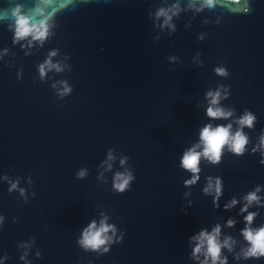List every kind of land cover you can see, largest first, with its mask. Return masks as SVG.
<instances>
[{"label":"water","instance_id":"95a60500","mask_svg":"<svg viewBox=\"0 0 264 264\" xmlns=\"http://www.w3.org/2000/svg\"><path fill=\"white\" fill-rule=\"evenodd\" d=\"M208 125L247 144L213 161ZM217 228V264H264V0H0V264H213Z\"/></svg>","mask_w":264,"mask_h":264},{"label":"clouds","instance_id":"9594fccd","mask_svg":"<svg viewBox=\"0 0 264 264\" xmlns=\"http://www.w3.org/2000/svg\"><path fill=\"white\" fill-rule=\"evenodd\" d=\"M214 0H209V3H213ZM239 2V0H236ZM13 15L16 17V31L18 37H25L31 34L33 31L38 33L37 38H41L45 35V32L39 31V28L33 25L29 18L26 16L20 15L19 9L15 10ZM43 71V69H42ZM218 73L223 74L222 70H217ZM212 96V94H209ZM218 96V94H217ZM217 103L216 97L212 98V104L215 105ZM230 113H225L223 110L219 108H212L208 109V116L211 118H225ZM255 118L250 114H246L241 120L240 123L242 125H246L251 127L253 124V120ZM231 125L228 127L219 126L213 128L211 125L205 127L201 132V141L204 145V152L203 155L210 157L213 161H218L220 155L222 153L223 148L225 145L229 143L231 140V147L232 150L236 153H241L242 149L247 144V138L243 136L240 132H237L234 137H231L230 134ZM201 157V153L197 152L195 149L187 152L182 160V164L185 169L192 171L193 173H197L199 171L198 164ZM81 176L83 173L80 174ZM117 183L115 187L123 191L129 181L131 180V176H123L118 174L117 175ZM221 191L219 187V182H217L216 192L219 194ZM255 194H251L248 197V200L254 201L256 200ZM246 210V209H245ZM249 223L253 220V216L249 215L247 217ZM95 224H93L89 230L85 231L84 239L81 241L82 244L86 246H91L96 248L100 245H103L105 241L102 239V235L104 232H107L109 229L106 226H102L99 230L93 231L95 229ZM219 233V228L215 230V232L211 235L207 233H201L199 237L196 239L199 241L198 246L195 248L194 253L198 255L202 248L207 245V256L211 258L213 264H217L220 261V254L222 245L218 243L217 234ZM244 236L246 240L252 245V247L248 250L247 256L248 257H259L264 256V228H260L259 230H252L246 229L244 231ZM227 246V245H224ZM220 264H227V261H221Z\"/></svg>","mask_w":264,"mask_h":264}]
</instances>
